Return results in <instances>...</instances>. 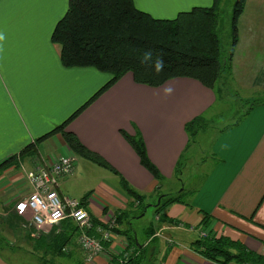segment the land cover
I'll return each mask as SVG.
<instances>
[{"label": "crops", "instance_id": "crops-1", "mask_svg": "<svg viewBox=\"0 0 264 264\" xmlns=\"http://www.w3.org/2000/svg\"><path fill=\"white\" fill-rule=\"evenodd\" d=\"M211 1L145 0L146 9H141L132 0L138 10L163 20H171L190 8L207 7ZM66 6L68 0H0V32L6 37L0 42V163L50 133L109 80L91 68L62 67L60 49L51 42V34ZM166 87L174 89L171 95H164ZM215 103V94L197 81L176 78L151 88L136 84L127 73L75 118L66 131L100 156L116 172L117 175L112 173L115 177L123 178L138 193L150 196L157 182L140 165L120 132L141 136L163 184L179 182L181 175L175 178L174 169L188 149L184 127L197 117L204 118ZM228 129L213 143L214 165L196 195L187 201L189 205L173 204L166 210V216L179 224H159L160 236L145 238L141 244L145 248L150 245V257L146 254L149 263L215 264L192 247L201 233L197 225L202 213L210 216L208 229L216 238L239 241L249 251L264 257V104ZM62 156L75 157L72 174L77 175L80 158L69 150L60 134L38 143L36 155L26 158L20 167L31 170L37 163L43 165ZM13 170L12 167L2 175ZM104 178L97 182L87 204L96 219L108 223L104 221V209L105 214L124 210L128 200L107 182L109 177ZM61 179L57 193L61 199L70 198L61 190ZM26 186L29 189L27 182ZM51 228L42 232L33 228V233L46 235ZM152 238L156 240L150 244ZM125 246L119 240L111 242L109 250L119 254ZM81 259L82 264H87L84 255ZM109 261L107 253L102 252L91 264ZM0 264H13L3 251Z\"/></svg>", "mask_w": 264, "mask_h": 264}, {"label": "trees", "instance_id": "trees-1", "mask_svg": "<svg viewBox=\"0 0 264 264\" xmlns=\"http://www.w3.org/2000/svg\"><path fill=\"white\" fill-rule=\"evenodd\" d=\"M220 2L221 0H213L211 7H194L187 12L179 13L174 19L163 20L138 10L132 0H68L65 14L57 22L51 34V42L59 46V60L62 67L91 68L110 75V79L50 133L40 137L17 155L2 161L0 175L12 167L18 169L26 158H33L36 155L37 144L55 134L61 135L66 146L77 157L117 175L100 156L86 149L75 135L67 132L66 127L127 73L132 75L136 84L151 88H159L167 81L176 78L191 79L211 90L216 96L221 91L219 87L222 85L224 75L230 72L229 65L238 40V22L245 10L247 0H235L233 4L230 21L232 45L227 56L222 55L218 34ZM149 50L153 53V60L159 57L164 61V70L158 74L151 66L141 63L142 54ZM260 104L258 101L252 102L243 117L230 126L238 125L242 118H246ZM204 121L200 116L185 125L187 146L193 142L194 136L202 131ZM120 134L137 155L140 165L157 182L153 194L146 196L138 193L120 177L119 186L128 200L127 208L114 210L113 222L108 223L96 219L89 212L87 202L92 192L85 194L78 202L80 207L87 211L90 219V228L85 232L101 240L103 252L109 256V264H146L148 247H143L137 241L131 220L140 217L146 207H153L159 224L178 225L179 222L168 218L165 212L173 204L188 206L189 203L183 199V193L165 194L161 191L163 177L150 161L141 136L138 133L130 136L122 131ZM184 159L185 156L181 154L176 163L174 177L177 179L182 174ZM147 197L155 198V201L147 204ZM158 199H160L159 203H157ZM106 211L105 208L103 214ZM4 220L11 229L20 228L21 223L24 222L22 219L19 224V218L15 214ZM209 220L210 216L202 213L197 228L200 227V234L204 233L205 236H199L192 244L195 252L215 264H264L263 256L249 251L239 241L225 237L216 238L208 229ZM123 225H126L125 230L121 229ZM97 229L110 235H121L126 243L125 249L119 254L111 253L109 250L111 241H103ZM31 230L27 238L32 242L35 250L43 251L44 254L52 257L74 256L72 248L74 241L78 239L80 229L70 218L53 226L46 235L32 238L33 230ZM153 233L152 227H149L145 231L146 240L150 239ZM155 240L152 238L150 244ZM2 246L9 247L5 240L0 238V251L3 250ZM77 263L82 264V262ZM148 264L151 263L148 261Z\"/></svg>", "mask_w": 264, "mask_h": 264}, {"label": "rangeland", "instance_id": "rangeland-1", "mask_svg": "<svg viewBox=\"0 0 264 264\" xmlns=\"http://www.w3.org/2000/svg\"><path fill=\"white\" fill-rule=\"evenodd\" d=\"M134 2L139 8L146 9L145 0H134ZM234 2L235 0H221L218 11V34L223 56L229 54L232 45L230 21ZM212 5L213 0L207 7ZM237 38V45L234 48L229 65L230 72H226L224 75L222 85H220V82L218 84V87L221 86L219 87L221 91L216 94L215 105L204 114L205 121L202 131L195 135L193 142L188 145L183 160L181 179L179 182L175 180L167 185L162 183L161 191L165 194L180 192L183 193L184 200L190 201L196 195L214 165L211 153L212 145L217 137L222 134L223 130L228 129L231 127L230 125L243 117L244 112L247 111L252 102L258 101L264 104V0H247L245 10L238 22ZM261 72L263 73L261 74ZM105 76L110 79V75L105 74ZM258 78H260L261 84L256 82ZM82 160L85 159L80 158L81 163H79L77 175L75 172V174H69L60 180L62 182L61 190L66 196L78 201L88 192H92L97 182L105 179L104 177H109L110 180H107V182L116 191L123 194L119 186V178L115 177L112 172L95 163ZM28 170L23 166V169L19 167L7 175H0V238H3L6 245H9V247L4 248L2 246L1 248L4 256L11 260L13 264H78L77 262H82L83 259L81 258L84 255V262L87 263L84 251L77 240L74 241L72 248L74 257L71 258L52 257L33 248L27 234L31 229H34L28 226L27 216H25V210L22 207L24 200L31 193V189L30 187L27 188V181L25 180V175L30 171ZM154 199L147 197V204H150ZM159 201L160 199L157 200V203ZM113 212L114 210H111L109 213L104 214L106 215L104 221L113 222ZM12 214L19 218V224L22 219L24 221L18 229L16 227L11 229L5 223L4 219L12 216ZM157 219L153 207H146L143 215L131 220L135 237L140 244L145 240L144 229L152 227L153 235L157 234L159 228ZM125 226L123 225L121 229L125 230ZM36 236L38 235H34L32 231L31 237L36 238ZM156 236L159 237L160 233ZM119 240L124 241V238H119L118 235H110L109 241L114 243ZM149 246L148 257L151 255ZM154 255L156 257L155 250Z\"/></svg>", "mask_w": 264, "mask_h": 264}, {"label": "built area", "instance_id": "built-area-1", "mask_svg": "<svg viewBox=\"0 0 264 264\" xmlns=\"http://www.w3.org/2000/svg\"><path fill=\"white\" fill-rule=\"evenodd\" d=\"M74 156H62L35 166L26 174L31 193L22 204L26 210L28 226L42 232L66 218H70L80 229L78 244L85 252L86 262L94 261L97 254L103 252L101 240L86 234L90 228L87 211L80 207L79 202L70 198L61 199L57 193L58 181L72 174L75 168ZM103 241H109L110 234L97 229ZM200 236H205L204 233Z\"/></svg>", "mask_w": 264, "mask_h": 264}, {"label": "clouds", "instance_id": "clouds-1", "mask_svg": "<svg viewBox=\"0 0 264 264\" xmlns=\"http://www.w3.org/2000/svg\"><path fill=\"white\" fill-rule=\"evenodd\" d=\"M5 35L4 33L0 32V42H3L5 40ZM2 50V48H0ZM141 63L147 64L153 68V70L158 74L164 70V61L163 59L157 57L155 60H153V53L151 50L145 51L142 54L141 57ZM174 89L171 87H166L164 89V95L168 96L173 93Z\"/></svg>", "mask_w": 264, "mask_h": 264}, {"label": "water", "instance_id": "water-1", "mask_svg": "<svg viewBox=\"0 0 264 264\" xmlns=\"http://www.w3.org/2000/svg\"><path fill=\"white\" fill-rule=\"evenodd\" d=\"M145 210H146V208H145ZM143 215V214H142Z\"/></svg>", "mask_w": 264, "mask_h": 264}]
</instances>
